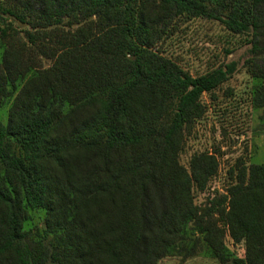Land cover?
<instances>
[{
    "label": "trees",
    "instance_id": "trees-1",
    "mask_svg": "<svg viewBox=\"0 0 264 264\" xmlns=\"http://www.w3.org/2000/svg\"><path fill=\"white\" fill-rule=\"evenodd\" d=\"M195 19L245 38L262 106L264 0H0V264H264V164L236 157L199 203L217 156L181 157L240 63L175 61Z\"/></svg>",
    "mask_w": 264,
    "mask_h": 264
},
{
    "label": "rangeland",
    "instance_id": "rangeland-1",
    "mask_svg": "<svg viewBox=\"0 0 264 264\" xmlns=\"http://www.w3.org/2000/svg\"><path fill=\"white\" fill-rule=\"evenodd\" d=\"M172 39L167 53L193 75L231 59L240 61L236 72L215 90L212 99L204 96L208 111L187 136L181 155L183 161L195 151L208 150L217 156L218 176L205 191L196 193V201L204 203L214 190L223 191L226 171L236 157L245 156L247 161L264 164V104L255 107L251 102L252 81L242 66L248 48L244 37L227 35L215 21L195 19L181 26ZM230 48L233 52L227 54L226 49ZM4 114L5 109H1L0 118ZM159 264H217V261L199 253L185 261L179 256L164 257Z\"/></svg>",
    "mask_w": 264,
    "mask_h": 264
}]
</instances>
